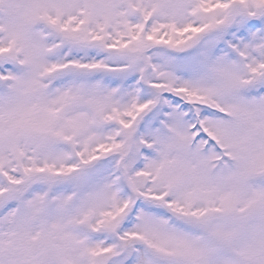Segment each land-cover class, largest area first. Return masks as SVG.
Wrapping results in <instances>:
<instances>
[{
	"label": "snow or ice",
	"instance_id": "snow-or-ice-1",
	"mask_svg": "<svg viewBox=\"0 0 264 264\" xmlns=\"http://www.w3.org/2000/svg\"><path fill=\"white\" fill-rule=\"evenodd\" d=\"M0 264H264V0H0Z\"/></svg>",
	"mask_w": 264,
	"mask_h": 264
}]
</instances>
